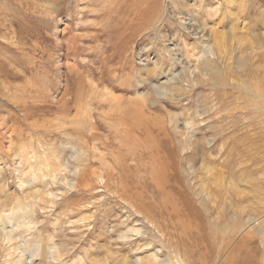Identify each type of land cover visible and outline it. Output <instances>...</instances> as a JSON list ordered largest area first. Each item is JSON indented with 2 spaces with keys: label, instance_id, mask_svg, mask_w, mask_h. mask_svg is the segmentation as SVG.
I'll list each match as a JSON object with an SVG mask.
<instances>
[{
  "label": "rangeland",
  "instance_id": "obj_1",
  "mask_svg": "<svg viewBox=\"0 0 264 264\" xmlns=\"http://www.w3.org/2000/svg\"><path fill=\"white\" fill-rule=\"evenodd\" d=\"M143 1L0 0V264H264V187L244 182L264 183V124L199 98L222 78L211 29L264 56V0ZM229 121L218 153L213 127ZM206 156L243 185L228 204L186 173Z\"/></svg>",
  "mask_w": 264,
  "mask_h": 264
},
{
  "label": "bare ground",
  "instance_id": "obj_2",
  "mask_svg": "<svg viewBox=\"0 0 264 264\" xmlns=\"http://www.w3.org/2000/svg\"><path fill=\"white\" fill-rule=\"evenodd\" d=\"M123 1V0H121ZM139 1V0H138ZM143 1V0H142ZM114 2V1H113ZM141 2V1H140ZM144 2V1H143ZM146 2V0H145ZM144 2V3H145ZM228 3H230V0H227ZM108 4V3H107ZM147 4V3H146ZM156 4V3H155ZM154 5V3H153ZM152 5V6H153ZM136 6V5H135ZM139 7V6H138ZM137 7V8H138ZM149 7V6H148ZM157 7V6H156ZM154 7V8H156ZM91 8V7H90ZM153 8V9H154ZM86 9V8H85ZM147 9V8H145ZM151 9V7H150ZM213 9V8H212ZM147 11L149 12V8L147 9ZM146 11V12H147ZM154 11V10H153ZM152 12V11H150ZM210 12V11H209ZM208 12V13H209ZM215 10L212 11V13H214ZM144 14V13H143ZM232 14V13H231ZM148 15V14H146ZM156 15V14H155ZM152 16V15H151ZM232 16V15H231ZM154 17V16H153ZM150 18V17H149ZM232 18V17H231ZM146 20V19H145ZM144 21V20H143ZM147 21V20H146ZM217 23V22H216ZM219 23V22H218ZM205 30H207V28L203 27ZM236 30V29H235ZM242 34V33H241ZM234 35V34H233ZM227 36V35H226ZM229 36V35H228ZM236 36V34H235ZM208 39V45L210 46L211 48V51L213 53V55L216 56V62L219 63V65L223 66V70H222V78L218 81V84L217 85H214L211 87V89L206 92V93H203L201 92V96H199L200 99V102L202 104V108L203 109H210V108H215L216 111L215 113L218 114V106L219 104L218 101L224 99V98H231L235 101H238L240 103V106H239V109L241 111V115H242V118L244 120V122L246 123V125L248 127H251L253 125L254 122H258V123H261L264 124V56L261 57L259 60L255 61L253 60V57H252V54H253V51H254V48L249 44V45H246L245 48H241L243 47V45H237V46H233L232 43H229L227 40H226V37H225V34L224 32H222L221 30L220 31H217L216 29H211V34L209 33L207 35ZM206 37V38H207ZM229 37H232V36H229ZM206 40V39H205ZM208 46V47H209ZM236 51V53H235ZM262 55V54H261ZM237 60V63L238 65L235 66L234 63L235 61ZM27 62V61H26ZM210 64L207 66L208 68L211 67V62H209ZM208 64V63H206ZM159 65V64H158ZM178 65V64H177ZM205 65V64H204ZM203 65V66H204ZM35 66V65H34ZM239 67H242V69L239 70ZM31 70V69H30ZM152 70V69H150ZM148 69V71H150ZM13 71V70H12ZM212 71V70H211ZM218 71V69H217ZM244 72V73H241V72ZM23 72V71H22ZM152 72V71H151ZM157 72V70H156ZM150 73V72H149ZM221 75V74H220ZM188 76V75H187ZM186 75H183L182 72L179 73V79H185ZM218 77V76H217ZM189 78V77H188ZM206 80V79H205ZM193 81V80H192ZM199 83V82H197ZM197 86V85H196ZM207 86V85H206ZM81 87V86H80ZM77 88V91L78 89ZM214 87V88H213ZM216 87H219V88H216ZM76 89V88H75ZM192 89V88H191ZM82 91V90H80ZM171 91H172V94L173 95H178L182 89L177 87V86H172L171 87ZM185 91V90H183ZM76 92V91H75ZM79 92V91H78ZM150 92L147 90L146 91V96H144V101H147L150 102L151 101V93L149 94ZM187 93V92H186ZM42 94V93H41ZM183 95H181V98H182ZM180 98V96H178ZM170 98V97H169ZM78 99V98H77ZM93 100V99H92ZM177 100H179L177 98ZM176 101V100H175ZM180 101V100H179ZM97 102V101H96ZM91 104V103H90ZM135 104V103H134ZM133 106V105H132ZM126 108V107H125ZM124 110V109H123ZM212 110V109H211ZM222 110V109H221ZM195 111V110H193ZM203 111V110H202ZM143 112V111H142ZM206 112V111H204ZM82 113V112H81ZM219 114L221 115V112H219ZM89 115V114H88ZM200 115V114H199ZM74 116V115H73ZM121 116V115H120ZM184 116V115H183ZM233 113L229 112L227 114L226 117L230 118V117H233ZM214 117H217V116H214ZM73 117L71 116V119ZM224 118V117H222ZM139 121L141 118H138ZM218 119V118H217ZM220 119V118H219ZM223 120V119H221ZM230 120V119H228ZM226 120V121H228ZM225 121V120H223ZM71 123V122H69ZM81 123V122H80ZM124 123V121H123ZM222 123V122H221ZM128 124V122H127ZM88 125H89V122H88ZM215 125V124H214ZM71 126V125H69ZM86 126V125H85ZM92 126V125H91ZM91 126H88L91 127ZM125 126V125H124ZM133 126V124H132ZM160 126V125H159ZM222 125L219 124L218 126H214L213 130L215 131V134H216V137H215V142L214 143H219V152H221L222 150V147L223 145L226 143V140L227 139H230L231 136H230V132L232 131V129L234 128L233 125H232V121H229L227 122L226 124V127L223 128L221 127ZM135 128V127H134ZM91 129V128H90ZM136 129V128H135ZM164 129V128H163ZM77 130V129H76ZM165 130V129H164ZM163 130V131H164ZM142 131V130H141ZM79 132V130H78ZM175 132V131H174ZM141 133V132H140ZM136 134V133H135ZM178 134V133H176ZM224 134V136H223ZM146 135V134H145ZM165 135L168 136V134L166 133ZM221 138H218L219 136H221ZM164 136V135H163ZM165 137V136H164ZM149 138V137H148ZM161 140V139H160ZM152 141V140H151ZM177 141V140H176ZM179 141V140H178ZM228 141V140H227ZM131 142V141H130ZM134 142V140H133ZM132 143V142H131ZM140 144V142H139ZM195 144V143H194ZM196 144L198 145V148H200L202 146L203 148V140H200L199 138L196 139ZM195 144V145H196ZM150 145V144H149ZM194 145V146H195ZM121 146H124V145H121ZM141 147V146H140ZM145 147H148L145 146ZM197 147V146H196ZM218 146H213V151L215 152L216 149H217ZM143 148V147H142ZM116 149V148H115ZM129 149V148H128ZM147 149V148H146ZM151 149V147H150ZM158 149V147H157ZM162 149V148H161ZM197 149V148H196ZM117 150V149H116ZM159 150V149H158ZM130 151V150H129ZM121 152V151H120ZM150 152V151H149ZM160 152V150H159ZM212 151L209 150V155H211ZM119 154V153H118ZM131 154V153H130ZM134 155V153H132ZM140 154V153H138ZM169 154L171 155V158H172V167L173 168H177V165H176V151L174 150H170L169 151ZM132 155V157H133ZM142 155V153H141ZM154 155V154H153ZM135 156V155H134ZM139 156V155H138ZM160 156V154H159ZM186 156V155H185ZM188 156V154H187ZM205 156V155H204ZM131 157V156H130ZM151 157V156H150ZM179 157V156H178ZM190 157V156H189ZM121 158V157H119ZM118 158V159H119ZM135 158V157H134ZM132 158V159H134ZM144 158V156H143ZM207 158V156L202 160V163L198 166L197 164V167H194V169L192 170V172L190 171H187V175L191 176V178L195 179V183H196V186H197V192L198 194L200 195V197L202 198V201H205L206 203H209L210 205H216V206H221V205H225V204H228L230 203V200L228 199V195H229V190H228V185L229 187H234V193L240 195L241 194V191L242 190H239V189H243V185L240 183V181H228L226 182L227 180L222 178V175L219 174V170H216L215 171L213 170V165L210 164V162H215L216 160H213L211 161L212 159L208 160V161H205V159ZM136 159V158H135ZM138 159V157H137ZM137 159H136V162H137ZM148 159V157H147ZM161 159V158H160ZM121 160V159H120ZM124 160V158L122 159ZM139 160V159H138ZM156 160V159H154ZM135 161V160H134ZM142 161V160H141ZM166 161V160H165ZM168 161V160H167ZM166 161V162H167ZM121 162V161H120ZM140 162V160H139ZM150 162V161H149ZM162 162V161H161ZM170 162V161H169ZM195 162V161H194ZM135 163V162H134ZM145 163V162H144ZM168 163V162H167ZM166 163V164H167ZM181 163V162H179ZM188 163V162H187ZM138 165V163H135ZM146 164V163H145ZM158 163H156L157 165ZM165 164V163H164ZM163 163L160 164V166H163L164 165ZM165 164V165H166ZM170 164V163H169ZM189 164V163H188ZM120 163L118 164V167H119ZM168 165V164H167ZM123 166V165H122ZM136 166V165H135ZM143 166V164H142ZM154 166H155V163H154ZM160 166L157 165V167L160 168ZM125 167V166H124ZM156 167V166H155ZM122 169V167H120ZM127 168H128V165H127ZM139 168V167H138ZM137 168V169H138ZM150 169V168H149ZM156 169V171L154 170L153 173H158V170L160 171V169H157V168H154ZM162 169H164V167H162ZM131 170V169H130ZM129 170V171H130ZM139 170V169H138ZM137 170V172H138ZM168 170V169H167ZM180 170V168H179ZM125 172V170H123ZM134 171V170H133ZM142 171V170H141ZM140 171V172H141ZM163 171V170H162ZM160 171V175H163L165 172L163 171ZM127 172V171H126ZM125 172V173H126ZM132 172V170H131ZM149 172H152V171H149ZM147 172V173H149ZM162 172V173H161ZM180 172V171H179ZM128 173V172H127ZM145 173V172H143ZM170 173V172H169ZM121 174V173H119ZM118 174V175H119ZM130 174H133L130 173ZM146 176V174H144ZM150 175V173H149ZM154 174H152L153 176ZM156 175V174H155ZM174 175V174H173ZM177 175V173H176ZM113 175H111L112 177ZM170 176V175H169ZM143 177V176H141ZM160 177V176H159ZM158 177L157 175V178L159 180H161L160 178ZM121 179H124V176H121L120 177ZM127 178V176H126ZM144 178V177H143ZM146 178V177H145ZM144 178V179H145ZM150 178V177H149ZM154 180H157L155 179V176L153 177ZM176 178V177H174ZM143 179V180H144ZM147 179V178H146ZM169 178H165V181L168 182ZM188 179V178H187ZM152 180V179H151ZM163 180H164V176H163ZM180 180V179H179ZM122 181V180H121ZM126 182L127 179L125 180ZM149 181V180H148ZM182 181V180H181ZM243 181V180H241ZM252 181L256 184H253ZM155 182V181H154ZM176 182V181H175ZM187 182V180H186ZM245 183H248L251 185V187L253 188V190H256V189H261L264 187V183L262 185H258L257 182H255V179H248V180H244ZM129 183V182H128ZM158 183V182H157ZM161 183V181H160ZM163 183H166V182H163ZM163 183H161L162 185H160L159 183V187L161 186H164L163 187V190L166 189L165 188V185H163ZM123 184V183H122ZM130 184V183H129ZM157 184V185H158ZM173 184V183H172ZM185 184V183H184ZM190 184V183H189ZM176 185V183H175ZM186 185V184H185ZM179 187H182L179 185ZM213 187H215V190L213 189ZM121 188V186H120ZM156 188V187H155ZM129 189V186L128 188ZM162 189V188H161ZM161 189H160V192H161ZM157 190V189H156ZM162 190V191H163ZM214 190V191H213ZM119 191V190H118ZM124 191V190H122ZM125 191L126 190V186H125ZM167 191V190H166ZM117 192V191H116ZM158 192V191H157ZM159 192V193H160ZM176 192V191H175ZM174 192V193H175ZM193 192V191H192ZM163 193V192H161ZM166 193H169V192H166ZM171 193H172V190H171ZM181 193L184 194L185 198L190 201L192 199V197L190 196V194L187 192V191H182L181 190ZM217 194H219L217 196ZM160 195H164V194H160ZM121 196V195H120ZM124 196V195H122ZM156 196V195H155ZM169 196V194H168ZM172 196V195H171ZM130 197V196H129ZM159 197V195L157 196ZM156 197V199L158 200V198ZM167 197V196H166ZM170 197V196H169ZM174 197V196H173ZM172 197V198H173ZM78 198V197H77ZM160 198V197H159ZM164 198V196H163ZM73 199V198H72ZM128 199V197H127ZM129 199H132V198H129ZM165 200V199H164ZM171 200V199H169ZM175 199L173 198V201ZM128 201V200H127ZM173 201H170V202H173ZM159 202V201H158ZM164 202V201H163ZM162 202V203H163ZM176 202V201H175ZM67 203V202H66ZM76 203V202H75ZM167 203V202H166ZM174 203V202H173ZM155 204V203H154ZM158 204V203H157ZM146 205V204H145ZM160 205V204H159ZM164 205V204H163ZM171 205V204H170ZM148 206V205H147ZM154 206V205H153ZM162 207V205H161ZM213 207V206H212ZM148 208V207H147ZM143 215V214H142ZM146 215V214H145ZM262 226H264V223L262 224ZM238 228V226L236 227ZM264 230L261 231V237L260 239L261 242L263 243V254H264ZM96 238V237H95ZM249 240V239H248ZM247 239L246 238H243L242 239V247L245 246V244L247 243L246 242ZM235 251V250H234ZM234 258V254L233 252L229 253L228 255V262H230L232 259ZM120 264H123L124 261L122 260L119 261ZM117 263V264H119ZM124 264H127L126 262ZM262 264V263H260Z\"/></svg>",
  "mask_w": 264,
  "mask_h": 264
}]
</instances>
